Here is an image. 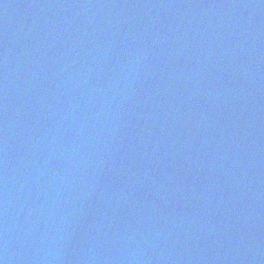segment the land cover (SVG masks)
Masks as SVG:
<instances>
[{
	"label": "water",
	"instance_id": "obj_1",
	"mask_svg": "<svg viewBox=\"0 0 264 264\" xmlns=\"http://www.w3.org/2000/svg\"><path fill=\"white\" fill-rule=\"evenodd\" d=\"M0 264H264V0H0Z\"/></svg>",
	"mask_w": 264,
	"mask_h": 264
}]
</instances>
